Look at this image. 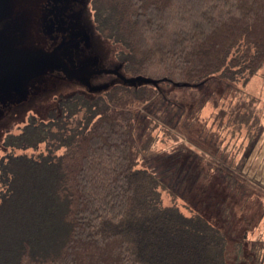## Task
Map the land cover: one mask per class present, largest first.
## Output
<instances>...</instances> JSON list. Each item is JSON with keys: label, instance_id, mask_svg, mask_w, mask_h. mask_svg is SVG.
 I'll use <instances>...</instances> for the list:
<instances>
[{"label": "trees", "instance_id": "16d2710c", "mask_svg": "<svg viewBox=\"0 0 264 264\" xmlns=\"http://www.w3.org/2000/svg\"><path fill=\"white\" fill-rule=\"evenodd\" d=\"M90 3L96 32L119 44L115 54L126 77L151 82L60 97L45 119L31 115L20 132L4 135L0 264L258 262L264 241L249 242L245 233L261 218L260 209L248 215V207H240L245 223L232 221L236 203L253 196L251 203H259L260 195L245 182L252 177L230 176L231 191L223 188L218 202L215 194L212 200L200 191L190 214L164 205L161 180L137 166L151 138L139 134L133 106L163 96L164 83L178 86L192 104L211 81L246 85L264 66V0ZM232 107L231 124L259 130L253 99L240 95ZM82 109V120L71 125ZM225 114L220 110L218 116ZM42 142L45 153L24 152ZM191 173L196 175L188 169L187 180Z\"/></svg>", "mask_w": 264, "mask_h": 264}, {"label": "rangeland", "instance_id": "374dc122", "mask_svg": "<svg viewBox=\"0 0 264 264\" xmlns=\"http://www.w3.org/2000/svg\"><path fill=\"white\" fill-rule=\"evenodd\" d=\"M3 10L10 16L16 13L22 21L23 49L48 53L65 40L57 50L59 57L69 70L80 68L82 72L68 76L53 61H27L15 70L21 75L16 85L0 72V156L4 153L1 143L4 135L20 132L31 115L45 119L56 99L76 93L93 96L126 77L115 54L119 44L102 38L95 30L90 0H5ZM141 83L144 82L138 80L134 84ZM161 87L166 91L163 96L159 94L152 102L133 106L139 134L151 138L137 166L149 169L161 180L163 186L159 190L164 205L176 204L186 214L195 205L190 203L192 198L201 200L200 191L204 195L209 193L212 200L215 194L218 202L223 188L231 191L230 176L237 180L242 174L252 177V180L245 177V182L260 195L259 203L256 200L251 203L255 196L248 198L247 204L236 203L232 221L234 225L245 223L242 207H248L244 211L248 215L260 209L261 218L251 221L253 225L248 226L245 237L249 242L264 241V66L244 86L241 81L229 87L211 81L193 104L178 86L164 83ZM240 95L254 100L261 122L258 131L230 123L229 111ZM220 110L226 114L218 116ZM83 116L82 109L71 125ZM46 147L47 143L42 142L36 149L24 152L45 153ZM62 151L63 148L57 149V153ZM188 169H193L196 175L191 173L187 180ZM210 210L213 214L212 205ZM258 257V262L248 259L237 264H264V245Z\"/></svg>", "mask_w": 264, "mask_h": 264}, {"label": "water", "instance_id": "95a60500", "mask_svg": "<svg viewBox=\"0 0 264 264\" xmlns=\"http://www.w3.org/2000/svg\"><path fill=\"white\" fill-rule=\"evenodd\" d=\"M5 0H0V12L10 18L11 16L9 14H6L3 10V3ZM66 41H62L57 46H55L51 51L48 53L42 52L40 50H26L23 49V47L16 52L9 53V52H2L0 53V72L5 74L12 82H14V85L19 84L21 80V75L19 77L14 76L12 66H14L16 63H22V65L27 61H40V60H46V61H53L58 67H61L66 75H74L82 72V69H74L69 70L66 63L61 60V58L58 55L57 50L65 43ZM19 67V66H18ZM143 81L144 83L151 82L148 78L143 77H136V78H129L124 77L123 82L125 83H131L134 84L135 81ZM16 82V84H15Z\"/></svg>", "mask_w": 264, "mask_h": 264}, {"label": "flooded vegetation", "instance_id": "af4514ba", "mask_svg": "<svg viewBox=\"0 0 264 264\" xmlns=\"http://www.w3.org/2000/svg\"><path fill=\"white\" fill-rule=\"evenodd\" d=\"M23 29V23L16 13H13V15L8 18L0 12V53L4 51L13 53L22 48L21 43L23 42V38L21 37V32ZM21 65L22 63L18 62L12 66L14 76L19 77V74H17L15 70Z\"/></svg>", "mask_w": 264, "mask_h": 264}, {"label": "crops", "instance_id": "0c3cea01", "mask_svg": "<svg viewBox=\"0 0 264 264\" xmlns=\"http://www.w3.org/2000/svg\"><path fill=\"white\" fill-rule=\"evenodd\" d=\"M263 234H264V232H263Z\"/></svg>", "mask_w": 264, "mask_h": 264}]
</instances>
